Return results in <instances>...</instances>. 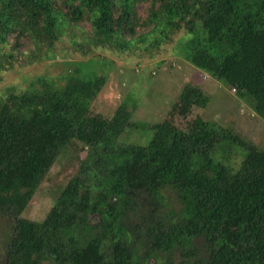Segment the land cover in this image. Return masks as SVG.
Masks as SVG:
<instances>
[{"label": "trees", "instance_id": "16d2710c", "mask_svg": "<svg viewBox=\"0 0 264 264\" xmlns=\"http://www.w3.org/2000/svg\"><path fill=\"white\" fill-rule=\"evenodd\" d=\"M83 22L90 30L73 45L83 55L101 48L151 59L174 37L189 35L175 44L182 58L264 121V0H0V71L21 55L22 66L49 58L56 42ZM21 40L29 42L27 52L19 51ZM81 64L73 63L61 85L39 78L0 101V215L13 218L0 264H156L148 263L151 251L174 264L173 250L187 251L195 239L204 256L180 264H264V151L200 117L181 126L173 118L181 103L150 125L147 144H118L126 129L136 128L131 111L122 103L109 118L94 112L105 78L80 76ZM207 100L201 95L190 105L204 107ZM73 141L87 148L81 172L42 221L22 218ZM232 149L243 156L236 170L218 158ZM166 188L180 203V221L147 226L150 251L139 256L135 231L122 218L137 199L158 204Z\"/></svg>", "mask_w": 264, "mask_h": 264}, {"label": "rangeland", "instance_id": "374dc122", "mask_svg": "<svg viewBox=\"0 0 264 264\" xmlns=\"http://www.w3.org/2000/svg\"><path fill=\"white\" fill-rule=\"evenodd\" d=\"M143 8V4L137 6L139 11ZM78 26L72 31V35L67 33L56 42L49 58L42 57L31 65L22 66L24 61L21 55L11 67L0 71V101L10 93L24 92L39 78L50 79L61 85L64 82L62 77L76 68L73 63L82 62L80 76L88 78L97 75L105 78L103 88L92 102V110L109 118L123 103L131 111V121L136 123V128L126 129L117 140L118 144H147L152 136L150 125L165 120L169 112H173L174 105L181 103L183 107L179 106V114L173 117L181 126L185 127L200 117L217 123L264 151V121L233 90L188 64L175 49L177 40L185 42L190 38L189 35L174 37L172 43L164 45L160 54L151 59L141 56L139 52L111 53L101 48L83 55V51H76L73 45L76 47L82 43V37L89 32L90 26L86 22ZM21 42L19 51L27 52L29 42ZM201 95L208 99L206 105L192 107L190 104ZM86 157L87 148L79 142H71L58 155L22 211L21 217L32 222L42 221L58 194L73 177L79 175ZM218 158L236 170L243 156L239 149H232L226 159L220 155ZM160 196L158 204L147 198L135 200L122 218L129 230L135 231L133 240L138 244L139 256L150 248L145 240L147 226L160 221L164 227H169L180 221V203L174 191L170 188L163 189ZM95 218L96 216H90L89 224L96 225ZM12 223V217L0 215V261ZM190 251L192 256L185 257V253ZM151 254L148 263L165 264L168 259L166 253L151 251ZM169 256L174 264L192 263L204 256L202 242L199 239L193 240L187 251L178 246Z\"/></svg>", "mask_w": 264, "mask_h": 264}]
</instances>
